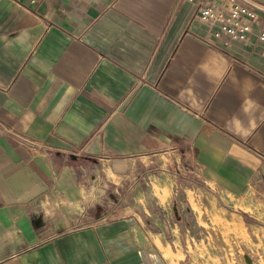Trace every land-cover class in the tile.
Listing matches in <instances>:
<instances>
[{
	"label": "crops",
	"instance_id": "crops-1",
	"mask_svg": "<svg viewBox=\"0 0 264 264\" xmlns=\"http://www.w3.org/2000/svg\"><path fill=\"white\" fill-rule=\"evenodd\" d=\"M251 1L250 40L226 45L189 0H0V264H211V228L227 257L264 264V0ZM168 157L194 217L172 241L140 173ZM137 181L142 204L97 199Z\"/></svg>",
	"mask_w": 264,
	"mask_h": 264
},
{
	"label": "rangeland",
	"instance_id": "rangeland-1",
	"mask_svg": "<svg viewBox=\"0 0 264 264\" xmlns=\"http://www.w3.org/2000/svg\"><path fill=\"white\" fill-rule=\"evenodd\" d=\"M171 162V163H170ZM159 166H156V167H148V169L145 171H142L140 170V173L143 174L144 176H146L147 178V183H146V189H147V205H149L148 207L152 208L154 210L151 211L150 209H148V216H150V218L152 217L153 219H155L156 215H159V214H156L155 211H156V208H158V204H156V201H158L159 199L162 200V203L164 204L163 205V211L161 213L162 215V218L161 219H164L166 218L167 220H169V222L173 225V227H179L180 226H183L184 223H183V220H181L180 216L183 214L181 212H183L184 210V206H183V203L182 201L185 199L183 197L179 198L178 196L175 195V191L177 188H184L186 187L187 185V182L186 180H184L180 175L178 176V172H180V170L182 169L181 165L177 166V165H172V161L170 160V158L168 157V161H167V164L166 162L165 163H162V161L159 160ZM153 166V165H152ZM182 171H184V169H182ZM165 173V174H170L171 175V179L172 181H166L163 176L162 173ZM150 174H154V175H161V176H158L160 179H163V181L161 182H155L154 181V187H158V184H161L164 188V191H163V195H160L159 192H157V194L160 196L158 197L155 196V195H151L152 194V183L151 181L149 180V175ZM136 186V188L133 189V191H130L128 192L126 195H121V196H118V197H111V196H107V197H103V196H100L99 198H97L100 202H109L110 200H112L111 204H113V201L118 205V209H122L124 207H128V206H131V207H134V206H137L138 204H142V201H144V197H140L139 196V192H138V181L134 183ZM142 183L141 182V188L143 187L142 186ZM166 184H168L169 186H166ZM171 185H174L173 187V192L172 190H170L171 188H168V187H171ZM196 185V184H195ZM159 188V187H158ZM188 195H189V199L192 203V206L193 208L198 211V219L200 220V222H202V219H205L204 217V214L200 211V207L197 203V196L196 194L192 193V192H188ZM169 200V202H167ZM177 201V207L179 208L180 210V213L178 214L179 215V218H177V216L175 215L174 213V204L175 202ZM211 202L212 204L214 205L215 203V200L214 198H211ZM110 204V203H109ZM106 213V212H105ZM107 214V213H106ZM104 214V215H106ZM101 215V214H100ZM210 217H211V221H212V227L215 226V227H222V215L218 212H214L212 214H210ZM181 222L179 224L178 220ZM236 226H231V229H227V233H226V236L228 237L230 234L234 235L235 234V231H236ZM183 233V235L185 236V234L187 233H190V232H187V230L184 228L183 226V229H181V231H179V233ZM218 230H215L214 228H211V233L210 235L208 236V241H209V244L211 245V247L213 248L212 250H205L203 253V256L206 255V256H210V255H213L212 252H215L217 251V253H219V250H218V245L220 242L217 243V239L219 238V234H218ZM219 240V239H218ZM206 242V241H205ZM224 244V243H223ZM221 244L222 246H225ZM181 245L183 246V248H186L189 247V249H193L192 246H189V245H184L182 244L181 242ZM228 247V246H226ZM201 250V249H200ZM214 250V251H213ZM197 251V250H196ZM199 251V250H198ZM197 251V252H198ZM227 251V250H226ZM190 254V255H188ZM188 256H191V253L190 252H186V256L185 258H187ZM232 258H229L227 257L226 260H218L216 263L215 262H212V261H206L205 263H211V264H238L239 263H243L242 261L238 260V257L235 259V256H230ZM186 261V259H185ZM185 263V262H184ZM192 263V261L190 262V264ZM201 264H203V262H200Z\"/></svg>",
	"mask_w": 264,
	"mask_h": 264
},
{
	"label": "built area",
	"instance_id": "built-area-1",
	"mask_svg": "<svg viewBox=\"0 0 264 264\" xmlns=\"http://www.w3.org/2000/svg\"><path fill=\"white\" fill-rule=\"evenodd\" d=\"M31 3H36L38 0H28ZM197 2L199 5L198 19L206 25L210 32L219 40H225V44L229 45L232 40L249 41L253 33V25L258 21L259 14L253 9L255 6L251 0H189ZM241 2H246L249 5H243ZM264 12V9H263ZM258 41L264 46V24L257 33ZM184 210L180 218L183 220L184 228L187 232L193 230L194 217L186 199L182 201ZM178 206V205H177ZM178 212L180 210L178 208ZM148 226H152V220L146 218ZM161 230L166 234L169 241L173 240V225L166 218L162 219ZM195 239H202L200 233L195 234ZM182 244L194 246L191 242H187L184 238ZM218 243V241H217ZM219 254L222 260H226L228 251L224 250L221 245H218ZM236 252V250H234ZM238 257V253H237ZM192 257L186 258L185 264L190 263Z\"/></svg>",
	"mask_w": 264,
	"mask_h": 264
},
{
	"label": "water",
	"instance_id": "water-1",
	"mask_svg": "<svg viewBox=\"0 0 264 264\" xmlns=\"http://www.w3.org/2000/svg\"><path fill=\"white\" fill-rule=\"evenodd\" d=\"M174 213L177 216V218H179V215H178L179 214L178 213V207H177V204L176 203L174 204ZM248 264H252V262H250V263L248 262Z\"/></svg>",
	"mask_w": 264,
	"mask_h": 264
},
{
	"label": "bare ground",
	"instance_id": "bare-ground-1",
	"mask_svg": "<svg viewBox=\"0 0 264 264\" xmlns=\"http://www.w3.org/2000/svg\"><path fill=\"white\" fill-rule=\"evenodd\" d=\"M246 262H247V263H248V262H249V263L252 262V259L250 258V256H249V257H248V256L246 257Z\"/></svg>",
	"mask_w": 264,
	"mask_h": 264
}]
</instances>
